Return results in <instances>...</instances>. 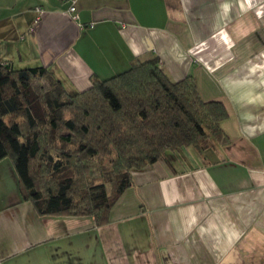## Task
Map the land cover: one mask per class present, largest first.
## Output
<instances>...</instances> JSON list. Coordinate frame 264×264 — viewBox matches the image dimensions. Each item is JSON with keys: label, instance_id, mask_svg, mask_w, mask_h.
I'll return each instance as SVG.
<instances>
[{"label": "crops", "instance_id": "obj_1", "mask_svg": "<svg viewBox=\"0 0 264 264\" xmlns=\"http://www.w3.org/2000/svg\"><path fill=\"white\" fill-rule=\"evenodd\" d=\"M70 5L0 0V60L83 91L157 56L225 104L229 140L133 170L104 225L38 214L2 160L0 264H264V0H77L79 18Z\"/></svg>", "mask_w": 264, "mask_h": 264}, {"label": "trees", "instance_id": "obj_2", "mask_svg": "<svg viewBox=\"0 0 264 264\" xmlns=\"http://www.w3.org/2000/svg\"><path fill=\"white\" fill-rule=\"evenodd\" d=\"M70 91L48 66L0 60V162L40 215L110 220L133 170L193 146L228 142L225 104L205 100L193 76L172 81L156 56Z\"/></svg>", "mask_w": 264, "mask_h": 264}, {"label": "built area", "instance_id": "obj_3", "mask_svg": "<svg viewBox=\"0 0 264 264\" xmlns=\"http://www.w3.org/2000/svg\"><path fill=\"white\" fill-rule=\"evenodd\" d=\"M63 1H70L71 2L70 11L73 13L75 18H79V14L77 12V6H76L77 0H63ZM38 10L41 12L42 8L39 7Z\"/></svg>", "mask_w": 264, "mask_h": 264}, {"label": "rangeland", "instance_id": "obj_4", "mask_svg": "<svg viewBox=\"0 0 264 264\" xmlns=\"http://www.w3.org/2000/svg\"><path fill=\"white\" fill-rule=\"evenodd\" d=\"M16 68H18V67H16ZM20 68H23V67H20Z\"/></svg>", "mask_w": 264, "mask_h": 264}]
</instances>
